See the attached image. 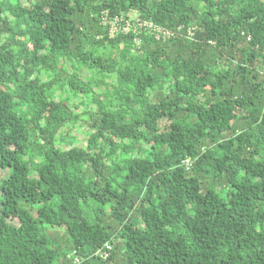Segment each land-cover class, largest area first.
Wrapping results in <instances>:
<instances>
[{"label": "trees", "instance_id": "trees-1", "mask_svg": "<svg viewBox=\"0 0 264 264\" xmlns=\"http://www.w3.org/2000/svg\"><path fill=\"white\" fill-rule=\"evenodd\" d=\"M0 264H264V0H0Z\"/></svg>", "mask_w": 264, "mask_h": 264}, {"label": "rangeland", "instance_id": "rangeland-1", "mask_svg": "<svg viewBox=\"0 0 264 264\" xmlns=\"http://www.w3.org/2000/svg\"><path fill=\"white\" fill-rule=\"evenodd\" d=\"M119 27H118V24H114L113 25V29H118ZM257 65V68L259 69V70H261V65L260 64H256ZM162 123V126L164 127L165 125H166V123L165 122H161ZM75 129L76 128H74V130H73V133H75ZM82 130V129H81ZM80 139H81V141L79 142V143H83V141H82V139H83V134H80L79 136H78Z\"/></svg>", "mask_w": 264, "mask_h": 264}]
</instances>
